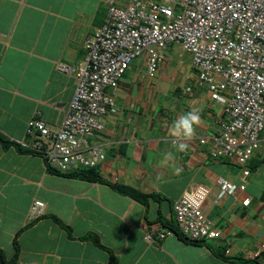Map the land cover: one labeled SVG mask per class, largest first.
<instances>
[{"label": "crops", "instance_id": "1", "mask_svg": "<svg viewBox=\"0 0 264 264\" xmlns=\"http://www.w3.org/2000/svg\"><path fill=\"white\" fill-rule=\"evenodd\" d=\"M129 1L117 0L121 5ZM106 2L0 0V135L9 143L0 142V249L13 255L14 239L38 200L45 209L18 237L19 264H239L237 258L264 264V133L244 166L209 156L211 144L201 139L217 134L228 117L207 86L197 84L191 56L179 46L169 47L153 78L142 56L118 89L108 91L115 112L103 118L104 131L88 140L105 146L106 159L97 168L103 183L54 173L41 154L22 144L34 143L27 136L33 118L53 131L62 126L76 82L58 66L83 62L87 39L105 20ZM174 47L181 49L178 57ZM190 110H197L201 120L181 152L168 129ZM169 152L173 159H165ZM219 180L245 185V191L216 202ZM113 185L163 200L144 204ZM195 185L210 190L202 211L221 231L207 245L185 243L170 230L176 227L174 202ZM148 232L152 242L146 240ZM164 232L170 234L159 238ZM88 235L101 246L81 239Z\"/></svg>", "mask_w": 264, "mask_h": 264}, {"label": "built area", "instance_id": "2", "mask_svg": "<svg viewBox=\"0 0 264 264\" xmlns=\"http://www.w3.org/2000/svg\"><path fill=\"white\" fill-rule=\"evenodd\" d=\"M103 24L86 41L82 63L60 64L58 70L75 79V94L60 129L53 131L38 118L28 122L30 146L50 170L67 174L98 168L105 146L89 143L105 129L103 118L115 112L109 90H117L132 62L145 56L153 78L170 46L191 56L197 84L207 86L213 101L224 106L227 121L217 134L201 139L210 143L212 159H229L244 166L264 133V0H131L121 5L107 0ZM188 88L187 92H191ZM174 143H180L174 138ZM250 171L246 168L244 176ZM220 193L245 191L219 180ZM210 194L203 185L189 187L173 204L179 231L194 241L215 240L221 231L202 211ZM250 199L243 201L248 206ZM45 204L35 201L28 221L38 219ZM170 232L159 234L164 238ZM146 240L152 242L151 232ZM260 251L253 254L257 259Z\"/></svg>", "mask_w": 264, "mask_h": 264}, {"label": "trees", "instance_id": "3", "mask_svg": "<svg viewBox=\"0 0 264 264\" xmlns=\"http://www.w3.org/2000/svg\"><path fill=\"white\" fill-rule=\"evenodd\" d=\"M0 142L3 143L6 147L9 145V143L0 135ZM22 151V150H21ZM54 172V171H52ZM57 173V172H54ZM60 174V173H57ZM63 176L67 177V178H77L80 180H84V181H89V182H97V183H103V179L101 178L97 168H89V169H79L67 174H62ZM113 188L115 189L116 192H118L119 194L128 196L138 202L144 203L146 204L148 202L149 199H158V200H163L161 196H159L158 194H154L152 196L144 194L139 192L138 190L131 188L129 186H120V185H113ZM52 219L58 223L62 228H64L67 232H70L71 229L64 225L63 223H61L57 218L52 217ZM37 220V219H36ZM36 220L33 221H28L26 226L24 228H22L20 230V232L17 234V236L14 239L13 242V247H14V253L11 257H7V255L5 254L4 250L0 249V264H19V257H20V252H21V248L19 246L18 243V237L20 236V234L26 230L27 228L31 227L34 222H36ZM171 232L174 233L177 237H179V239L185 243L188 244H193V245H201V244H206L207 245V241L205 240H201V241H194V240H190L187 237H185L178 228V225L176 223V227L172 226L170 228ZM83 240H88V241H92L93 243H95L98 246H101L100 241L97 239L96 236L94 235H88L85 236L83 238H81ZM209 246V245H208ZM234 261H236L239 264H259L256 261H249V260H245L243 258H237L234 259ZM110 264H118L115 260H111Z\"/></svg>", "mask_w": 264, "mask_h": 264}, {"label": "clouds", "instance_id": "4", "mask_svg": "<svg viewBox=\"0 0 264 264\" xmlns=\"http://www.w3.org/2000/svg\"><path fill=\"white\" fill-rule=\"evenodd\" d=\"M201 117L197 110H190L184 113L181 117L174 120L169 127L168 132L172 137L178 138L181 142L174 144L179 151H186L188 148V141H191L196 134V128L200 124ZM171 152L166 153L165 159H173ZM180 169H176V173L179 174Z\"/></svg>", "mask_w": 264, "mask_h": 264}, {"label": "rangeland", "instance_id": "5", "mask_svg": "<svg viewBox=\"0 0 264 264\" xmlns=\"http://www.w3.org/2000/svg\"><path fill=\"white\" fill-rule=\"evenodd\" d=\"M174 46V45H173ZM179 50H181L179 47H174L173 48V52H174V54L176 55V57H178V54H179Z\"/></svg>", "mask_w": 264, "mask_h": 264}]
</instances>
